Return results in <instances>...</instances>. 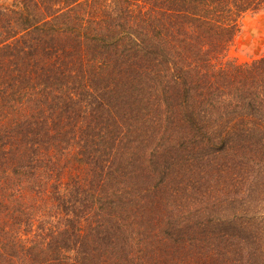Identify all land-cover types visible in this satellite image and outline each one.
<instances>
[{"label": "trees", "instance_id": "obj_1", "mask_svg": "<svg viewBox=\"0 0 264 264\" xmlns=\"http://www.w3.org/2000/svg\"><path fill=\"white\" fill-rule=\"evenodd\" d=\"M264 0H0V264H264Z\"/></svg>", "mask_w": 264, "mask_h": 264}, {"label": "rangeland", "instance_id": "obj_2", "mask_svg": "<svg viewBox=\"0 0 264 264\" xmlns=\"http://www.w3.org/2000/svg\"><path fill=\"white\" fill-rule=\"evenodd\" d=\"M264 51V9L249 12L239 20V31L230 45L227 57L244 62Z\"/></svg>", "mask_w": 264, "mask_h": 264}]
</instances>
